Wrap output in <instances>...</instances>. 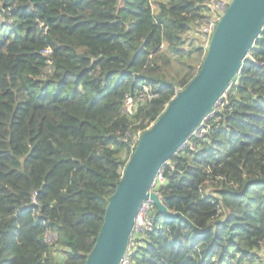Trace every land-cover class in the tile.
Instances as JSON below:
<instances>
[{
	"label": "trees",
	"instance_id": "1",
	"mask_svg": "<svg viewBox=\"0 0 264 264\" xmlns=\"http://www.w3.org/2000/svg\"><path fill=\"white\" fill-rule=\"evenodd\" d=\"M203 1L0 0V264L85 263L138 143L125 135L139 140L202 65ZM253 60L264 62V26L206 134L160 168L152 191L179 216L154 207L129 264H264V67Z\"/></svg>",
	"mask_w": 264,
	"mask_h": 264
},
{
	"label": "water",
	"instance_id": "2",
	"mask_svg": "<svg viewBox=\"0 0 264 264\" xmlns=\"http://www.w3.org/2000/svg\"><path fill=\"white\" fill-rule=\"evenodd\" d=\"M263 26L264 0L230 2L216 24L196 76L176 93L157 121L141 134L106 206L103 224L84 264H120L143 201L150 199L163 216H179L166 209L151 191L152 185L162 165L213 112Z\"/></svg>",
	"mask_w": 264,
	"mask_h": 264
},
{
	"label": "built area",
	"instance_id": "3",
	"mask_svg": "<svg viewBox=\"0 0 264 264\" xmlns=\"http://www.w3.org/2000/svg\"><path fill=\"white\" fill-rule=\"evenodd\" d=\"M232 0H204L203 5L207 8V12L205 13L206 18L202 21V23L198 24L197 29L195 32L192 33V35L198 36L202 46L207 49L208 43L211 39V36L215 30L217 22L220 20L221 16L223 15L225 9L230 4ZM209 14V16H208ZM191 35V34H190ZM47 53L50 51L47 50ZM248 54V53H247ZM247 57V55H246ZM254 65H257L259 67H264V62L258 63L256 61H252ZM147 89L144 88V91ZM131 106H133L132 101L130 99L127 100L126 107L129 109ZM195 134L196 137L202 138L204 134H206V130L200 126L197 128L193 135ZM138 137H129V135H125V140H129L131 146L134 145L135 141H138ZM163 183L164 179L159 174H157L156 179L154 181L155 183ZM153 184V185H154ZM152 185V187H153ZM152 191V188H151ZM153 192V191H152ZM153 209L154 205L150 199H147L141 203L139 206L137 213L135 215L134 219V226L133 231L131 235L132 238H139L146 233L150 232L153 228ZM43 241L46 244H54L57 241V234L52 230H47L43 235ZM130 246L131 241L128 246L127 252L121 259L120 264H129V256H130Z\"/></svg>",
	"mask_w": 264,
	"mask_h": 264
},
{
	"label": "rangeland",
	"instance_id": "4",
	"mask_svg": "<svg viewBox=\"0 0 264 264\" xmlns=\"http://www.w3.org/2000/svg\"><path fill=\"white\" fill-rule=\"evenodd\" d=\"M208 16H209V14H208ZM206 49V48H205Z\"/></svg>",
	"mask_w": 264,
	"mask_h": 264
}]
</instances>
